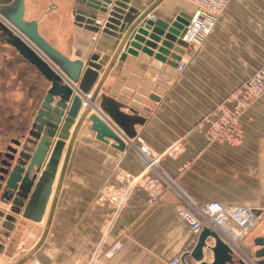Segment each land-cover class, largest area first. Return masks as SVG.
I'll return each mask as SVG.
<instances>
[{
	"label": "crops",
	"instance_id": "1",
	"mask_svg": "<svg viewBox=\"0 0 264 264\" xmlns=\"http://www.w3.org/2000/svg\"><path fill=\"white\" fill-rule=\"evenodd\" d=\"M119 1L126 8L117 25L102 32L107 14H97L102 25L96 30L85 23L80 13L88 10L75 0H24V18L37 21L39 34L61 54L82 61L80 76L85 69L88 74L80 81L87 94L100 84L93 102L80 92L90 110L75 133L47 234L24 264H91V258L96 259L92 264H169L192 250L196 241L176 216L182 201L172 191L147 205L144 191L134 188L117 214L110 205L97 203L101 192L122 186L114 180L116 171H140V161L125 143L136 137L156 152L182 141L183 154L175 160L163 158L162 166L194 204L247 205L260 216L259 225L237 244L245 264L253 263L244 249L255 250L253 240L264 234V94L238 117L241 139L234 146L207 142L206 124L200 128L198 123L235 81L246 79L264 62V0H231L200 48L183 45L182 72L141 50L119 60L136 15L156 0ZM130 8L137 14L129 13ZM193 9L183 0H159L144 20L171 22L180 12L191 15ZM79 15L83 21L77 20ZM1 24L8 26L0 16ZM94 54L96 60L91 59ZM48 87L38 70L5 41L0 28V166L10 141L24 142L22 136ZM81 113L82 108L69 134ZM90 114L113 129L122 150L111 139L104 143L95 138L87 120ZM67 144L65 140L42 207H27L25 201L16 211L0 200V264H15L39 240ZM9 214L11 221L5 219ZM216 234L233 246L221 232ZM205 242L212 243L209 238ZM203 253L202 260L210 263L212 255L205 248ZM243 259L233 252L230 264ZM185 262L198 264L189 256Z\"/></svg>",
	"mask_w": 264,
	"mask_h": 264
},
{
	"label": "water",
	"instance_id": "2",
	"mask_svg": "<svg viewBox=\"0 0 264 264\" xmlns=\"http://www.w3.org/2000/svg\"><path fill=\"white\" fill-rule=\"evenodd\" d=\"M158 1L156 0L144 13L137 14L131 8L127 10L137 15L125 39L126 48L125 52L119 56L120 61L124 60L126 53L136 55L137 51L141 50L144 54L153 56L171 67H177V62L185 52L180 38L185 32L190 15L180 12L171 22L156 18L144 20ZM79 3L88 10L80 13L86 19L84 21L87 25L98 29L95 23L98 13L107 14L102 32L110 28V25H117L111 22L115 3L113 0H79ZM77 13L79 14V10ZM0 16L8 25H0L5 34V41L24 60L32 64L49 83L30 129L22 136L24 142L11 140L3 155L0 166V200L11 203V207H14L12 210L16 209V211L24 206L25 201H27V207L35 204L42 207L49 192L64 141L68 140L43 232L34 247L15 263L24 264L47 234L75 133L90 110L88 105L82 106V103H86L84 96L80 98V92L87 94L80 77L85 78L88 72L85 69L80 76L82 61L71 60L58 52L39 34L37 21H28L24 18V0H0ZM118 38L122 39L121 36ZM97 58L95 54L91 57L92 60ZM111 64L112 62L108 64L107 69ZM74 83H78L77 88L73 86ZM99 86L100 84L90 93L89 102L94 101ZM80 108L82 113L75 123L73 132L69 134V128L74 123ZM87 120L90 122L89 129L95 133L97 140L108 143L107 139H111L115 142L114 147L122 150L121 140L97 114L88 115ZM54 137L56 140L53 142ZM5 219L12 220L10 214L6 215ZM207 238L212 241L209 245L205 242ZM253 246L255 250L245 248V252L253 258L254 264H264V234L253 240ZM203 248L212 255L210 263L202 260ZM187 256L198 264H230L233 251L218 239L215 231L204 228L198 234L192 250L182 255V264H186ZM239 264L245 263L239 262Z\"/></svg>",
	"mask_w": 264,
	"mask_h": 264
},
{
	"label": "built area",
	"instance_id": "3",
	"mask_svg": "<svg viewBox=\"0 0 264 264\" xmlns=\"http://www.w3.org/2000/svg\"><path fill=\"white\" fill-rule=\"evenodd\" d=\"M183 1L192 4L194 9L180 42L185 46L198 49L211 34L218 16L231 0ZM95 23L98 26L102 25L99 19H96ZM185 66L186 62L180 59L176 68L182 72ZM263 94L264 62L246 79L232 86L226 97L198 123L200 128L206 124L203 132L206 141L236 145L241 139L238 117ZM86 98L89 99L90 94H87ZM85 105V102L82 103V106ZM125 143L140 161L141 169L136 174L124 170L116 171L114 180L122 186L101 192L97 197V203L100 206L108 204L112 207L114 214H117L126 204L134 188L144 191L147 205L155 204L166 191H172L182 201L176 210V216L187 227L195 241L204 228L221 232L224 240L233 244L232 251L241 254L244 263L247 262L237 244L241 238L249 235L259 225L260 216L250 206L225 204L219 201H209L200 206L194 204L162 166L163 158L175 160L183 154L184 144L181 140L171 143L162 152L154 151L140 137H136L134 141L126 139ZM185 166L186 164L182 168ZM90 261L92 264L96 262V259L91 258ZM169 264H181V260L176 257ZM250 264L254 263L250 262Z\"/></svg>",
	"mask_w": 264,
	"mask_h": 264
},
{
	"label": "rangeland",
	"instance_id": "4",
	"mask_svg": "<svg viewBox=\"0 0 264 264\" xmlns=\"http://www.w3.org/2000/svg\"><path fill=\"white\" fill-rule=\"evenodd\" d=\"M126 8V5L125 3L121 2V1H116L114 3V8H113V13H112V18H111V22L113 24H117L118 22V19L120 18L119 14L122 13L123 9ZM77 20L78 21H83V17L81 15H79L77 17ZM236 83L239 82V81H235ZM235 83V84H236ZM233 85V84H232ZM231 85V86H232Z\"/></svg>",
	"mask_w": 264,
	"mask_h": 264
},
{
	"label": "flooded vegetation",
	"instance_id": "5",
	"mask_svg": "<svg viewBox=\"0 0 264 264\" xmlns=\"http://www.w3.org/2000/svg\"><path fill=\"white\" fill-rule=\"evenodd\" d=\"M77 3H79V0H75Z\"/></svg>",
	"mask_w": 264,
	"mask_h": 264
},
{
	"label": "bare ground",
	"instance_id": "6",
	"mask_svg": "<svg viewBox=\"0 0 264 264\" xmlns=\"http://www.w3.org/2000/svg\"><path fill=\"white\" fill-rule=\"evenodd\" d=\"M87 103V102H86Z\"/></svg>",
	"mask_w": 264,
	"mask_h": 264
}]
</instances>
